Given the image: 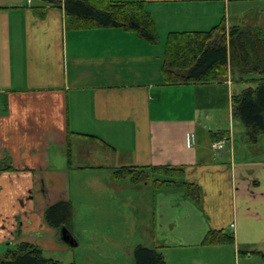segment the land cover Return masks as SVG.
Instances as JSON below:
<instances>
[{
  "label": "crops",
  "instance_id": "1",
  "mask_svg": "<svg viewBox=\"0 0 264 264\" xmlns=\"http://www.w3.org/2000/svg\"><path fill=\"white\" fill-rule=\"evenodd\" d=\"M143 1L157 44L121 28L67 29L63 9L44 0H0L1 256L21 243L68 250L46 219L68 202L77 247L89 229L130 257L142 245L166 264H238L237 252L261 264L250 253L264 252V133L251 141L232 113L257 77L167 84L162 64L170 32L224 22L264 37V0ZM222 133L232 140L216 151ZM128 166L182 169L178 180L198 192L113 178ZM210 231L234 243L205 246Z\"/></svg>",
  "mask_w": 264,
  "mask_h": 264
},
{
  "label": "trees",
  "instance_id": "2",
  "mask_svg": "<svg viewBox=\"0 0 264 264\" xmlns=\"http://www.w3.org/2000/svg\"><path fill=\"white\" fill-rule=\"evenodd\" d=\"M44 1L63 9L67 29L121 28L136 32L150 44L159 42L155 22L145 9L143 0ZM162 73L167 84L219 82L226 80L228 75L241 78L245 74L255 75L257 78L252 79L255 87L233 96L232 113L241 120L251 141L264 133V37L255 30L238 26L226 28L221 22L208 31L170 32L165 40ZM225 135L228 133L215 136L214 142ZM180 177L182 169L171 166H128L113 172L117 181H150L156 188L186 187L194 199L197 188L178 180ZM71 217L72 208L68 202L54 204L46 215L47 222L58 230L64 229L67 236L70 235L68 224ZM224 243H234V240L223 231H210L203 241L205 246ZM250 254L258 256L264 264V252ZM239 255L241 253L237 252V257ZM133 256L135 264H166L160 252L142 245L135 247ZM0 264L61 263L43 257L40 249L21 243L15 250L0 256Z\"/></svg>",
  "mask_w": 264,
  "mask_h": 264
},
{
  "label": "rangeland",
  "instance_id": "3",
  "mask_svg": "<svg viewBox=\"0 0 264 264\" xmlns=\"http://www.w3.org/2000/svg\"><path fill=\"white\" fill-rule=\"evenodd\" d=\"M75 164H79L80 161L77 159L74 161ZM88 220H94V217L90 216L89 213H86ZM84 224V223H82ZM86 225V224H84ZM77 227V230L80 229ZM137 226L134 227L136 231ZM134 231V232H135ZM94 232H90L89 229L86 233H82L80 245L77 247L74 243H69L68 250L66 251H56V250H47L45 255L47 258L57 260L61 264H103L109 263V259H134V256L128 254L127 246L117 247L113 245L109 240L101 238V234L97 232L99 237L93 238ZM139 236H142L140 232H137ZM136 238V237H135ZM144 243V241H140ZM67 244V243H66ZM77 244V243H76ZM136 244V243H135ZM67 246V245H66ZM135 249V247H134ZM133 249V251H134ZM1 252V251H0ZM1 256V255H0ZM238 264H246L242 257H236ZM125 262V261H122ZM121 262V264H122ZM120 264V263H119ZM126 264V263H123Z\"/></svg>",
  "mask_w": 264,
  "mask_h": 264
},
{
  "label": "built area",
  "instance_id": "4",
  "mask_svg": "<svg viewBox=\"0 0 264 264\" xmlns=\"http://www.w3.org/2000/svg\"><path fill=\"white\" fill-rule=\"evenodd\" d=\"M231 136L230 135H225L220 139L219 141L214 143V148L216 151H221L225 148V146L229 143H231Z\"/></svg>",
  "mask_w": 264,
  "mask_h": 264
},
{
  "label": "water",
  "instance_id": "5",
  "mask_svg": "<svg viewBox=\"0 0 264 264\" xmlns=\"http://www.w3.org/2000/svg\"><path fill=\"white\" fill-rule=\"evenodd\" d=\"M60 238L62 239V241H64L65 243H67V244H71V243H73V240H71L70 238H69V236H67V234H66V232H65V230L64 229H60Z\"/></svg>",
  "mask_w": 264,
  "mask_h": 264
}]
</instances>
